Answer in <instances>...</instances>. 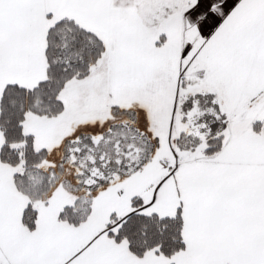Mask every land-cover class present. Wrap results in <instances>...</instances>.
<instances>
[{
	"label": "snow or ice",
	"instance_id": "snow-or-ice-1",
	"mask_svg": "<svg viewBox=\"0 0 264 264\" xmlns=\"http://www.w3.org/2000/svg\"><path fill=\"white\" fill-rule=\"evenodd\" d=\"M0 264H264V0H0Z\"/></svg>",
	"mask_w": 264,
	"mask_h": 264
}]
</instances>
